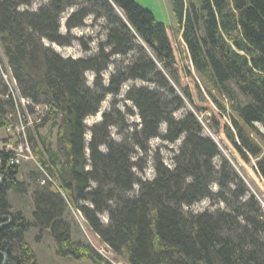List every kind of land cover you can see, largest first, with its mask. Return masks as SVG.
<instances>
[{"label": "trees", "instance_id": "obj_1", "mask_svg": "<svg viewBox=\"0 0 264 264\" xmlns=\"http://www.w3.org/2000/svg\"><path fill=\"white\" fill-rule=\"evenodd\" d=\"M31 1L0 0V49L21 95L48 107L39 126L52 121L58 147L51 149L43 141L47 162L39 151L35 155L46 171L54 173L59 189L45 176L44 184H35L27 218L13 208L8 191L25 195L28 185L18 180L19 168L9 163L10 153L0 149V224L9 221L0 226V264H36L24 238L31 228L37 229L36 237L48 229L58 257L112 264L107 261L113 260L111 254L95 246L96 252L75 236L77 226L68 203L80 210L95 233V243L104 241L126 264H264L260 202L202 133L191 111L173 117L185 105L171 85L189 101L188 81L199 93L207 92L223 119L220 123L212 118L209 128L223 137L244 165L255 160L251 171L264 189V148L253 137L264 147V0H169L175 25L156 20L135 0H47L36 10L19 9ZM72 7L62 33L61 15ZM90 15L105 21V41L95 53L62 57L44 44L46 40L69 46L80 41L71 29L83 26ZM175 29L187 63L179 53ZM128 53L132 60L116 64L108 83L100 84V74L112 57ZM87 71L95 75L93 86L86 84ZM136 79L152 86L131 85L126 92L140 118L133 142L112 139L105 114L89 128L86 142L84 118L98 111L106 94H117L123 83ZM212 90L228 100L232 115ZM15 113L11 101L0 98V125ZM162 122L166 129L160 135ZM98 125L104 132L97 137ZM159 136L171 143L183 139L172 167L155 156L154 176L142 181L132 168L143 167L131 156L137 153L135 148L145 153L146 141ZM29 140L33 142L31 135ZM216 156L218 164L213 163ZM134 183L138 192L126 196ZM206 198L224 208L194 214L183 210ZM102 213L107 214L105 224L98 217Z\"/></svg>", "mask_w": 264, "mask_h": 264}, {"label": "rangeland", "instance_id": "obj_2", "mask_svg": "<svg viewBox=\"0 0 264 264\" xmlns=\"http://www.w3.org/2000/svg\"><path fill=\"white\" fill-rule=\"evenodd\" d=\"M135 1L141 7L149 10L154 15L156 20L169 25H175V20L171 13L169 0ZM46 2L47 0H34L31 1L30 5L20 6L19 9L22 10L24 8L36 10L41 4ZM73 9H75V7L68 8L62 13L60 18V32H65V19L69 12H71ZM71 33L80 41L74 40L69 46H59L55 43L47 42L46 40H44V44L50 45L51 48H53V50L62 57H71L74 59L86 57L95 53L99 46L104 43L106 33L105 21L101 18L95 19L92 15H90L84 20L83 26L71 29ZM174 34L176 36V43L179 44V53L184 62L187 63L179 33L176 29L174 30ZM80 42L84 43L87 49H85ZM132 58V53H128L123 56H113L112 61L108 65L107 69H105L100 74L99 83L105 86L108 83L109 75L113 71L114 66L116 64L125 65L130 62ZM94 78L95 75L91 71H87L85 73L86 84L88 86H93ZM0 83L4 84V93H0V98L10 100L13 109L16 111L15 115L5 116L6 125H0V149H5L10 153L9 161H11V163H9L11 165L18 166L19 168V173L17 174L18 180L25 181L28 185V190L25 195H15L13 191L9 190L8 199L14 209L21 211L27 218H31V212L33 209V199L31 193L35 188V184H44L43 180L46 178L52 185L58 188L59 182L53 176L54 173L46 171L35 155L36 151H39V153L43 155V158L47 162V157L44 156V152L46 150L42 145V142L44 141L47 145L49 144L51 149H56L58 147L56 144V127L52 124L51 120L45 122V124L42 126H39L46 117L48 107L43 103H35L29 97L21 95L18 82L12 75L11 69L3 57L1 49ZM186 84L189 88V91L191 92L190 101L185 99L181 90L171 83L175 92L183 98L185 105L184 108L177 110L173 114V117L175 119L179 118L186 110L191 111L195 115L196 119L203 127L202 133L210 137L217 145L220 155L232 165L236 174L245 183L247 188L253 192L254 197L260 202L264 211V189L259 185L261 183L259 178L251 171V166L254 164L255 160L251 159L248 164L244 165L236 156L235 152L232 151L230 146H228V144L224 141L223 137L209 128L212 118H214L217 122L220 120V123H222L223 119L221 115L217 112V109L211 102L207 92L199 93L189 81ZM131 85H134L135 87L142 85L152 86L138 79L129 80L120 86L119 92L117 94H106L104 99L99 104L98 111L95 114L86 116L83 120L84 125L87 127L85 133L86 142L90 140L91 136V131L89 128L94 124H99L103 120V114L106 115V122L110 123L108 126H106V131L109 133L112 139L121 140V138H126L129 139V143L133 142L131 137L140 128V118L137 108L133 105L132 101L126 98V92ZM211 93L220 103H222L226 113L228 115H232L228 100L219 95L215 90H212ZM197 107H199L200 110H197ZM2 117H4V114ZM165 129L166 123L162 122L159 127L160 135L164 134ZM103 132V127L98 125V127L95 128L97 137ZM29 135L32 136L33 142H30ZM253 137L256 139L259 145L264 148L260 140L255 136ZM182 139L183 138L181 137L172 143L163 140L160 136L148 139L146 141L147 151L144 153L138 148H135L137 153L131 156L132 161H136L137 163L139 162V164L143 167L142 170H139L138 166H134L132 168L133 172H135L136 176L142 181L152 179L154 176L153 162L155 156L159 157L164 165L172 167L173 156L177 154ZM99 149L104 150V147L100 146ZM14 150L17 151L18 156L14 153ZM87 154L88 150L86 149V155ZM138 158L141 160L139 161ZM219 160L220 156H216L213 159V163L218 164ZM36 169H38L41 173L36 175ZM1 181L2 176L0 175V183ZM211 189L212 191H215L216 186L213 185ZM138 190L139 185L134 183L132 189L126 193V196L133 197L138 192ZM85 205L88 204L85 203ZM68 207L71 210L77 226L76 229L78 232L75 236L87 241L95 250L96 246L98 251L111 254L113 256V260L109 259L107 261L113 262L112 264H126L124 261L117 258L115 252L104 241L100 239L99 241L96 240L97 243H95V233L92 232L87 225V222L82 216L80 210L69 206V203ZM218 208L223 209L224 204L221 202H213L212 200L206 198L199 202H195L192 205L184 206L183 210L194 214L203 210L214 211ZM98 217L103 224L107 222L106 213L99 214ZM8 222L2 223L0 226L5 225ZM36 236V228H31L24 234L26 242L29 244L35 254L36 264H91L88 260L75 259L70 256H56L54 254L53 240L48 233V229L43 230L39 237ZM98 251L96 250V252ZM99 255L103 256L101 253ZM2 256L4 259L6 258L4 254H2Z\"/></svg>", "mask_w": 264, "mask_h": 264}, {"label": "built area", "instance_id": "obj_3", "mask_svg": "<svg viewBox=\"0 0 264 264\" xmlns=\"http://www.w3.org/2000/svg\"><path fill=\"white\" fill-rule=\"evenodd\" d=\"M11 81V80H10ZM14 153L18 156V154H17V151L16 150H14Z\"/></svg>", "mask_w": 264, "mask_h": 264}, {"label": "water", "instance_id": "obj_4", "mask_svg": "<svg viewBox=\"0 0 264 264\" xmlns=\"http://www.w3.org/2000/svg\"><path fill=\"white\" fill-rule=\"evenodd\" d=\"M5 261V259L3 260V262Z\"/></svg>", "mask_w": 264, "mask_h": 264}, {"label": "bare ground", "instance_id": "obj_5", "mask_svg": "<svg viewBox=\"0 0 264 264\" xmlns=\"http://www.w3.org/2000/svg\"><path fill=\"white\" fill-rule=\"evenodd\" d=\"M10 163H11V161H10Z\"/></svg>", "mask_w": 264, "mask_h": 264}]
</instances>
